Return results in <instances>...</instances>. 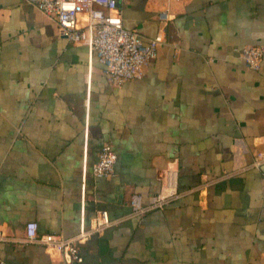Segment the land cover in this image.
I'll use <instances>...</instances> for the list:
<instances>
[{
    "label": "crops",
    "instance_id": "0c3cea01",
    "mask_svg": "<svg viewBox=\"0 0 264 264\" xmlns=\"http://www.w3.org/2000/svg\"><path fill=\"white\" fill-rule=\"evenodd\" d=\"M144 39L162 26L156 58L119 86L84 41L28 0H0V229L76 235L106 210L111 225L80 243L72 264H264V0H122ZM114 173L92 166L103 142ZM181 195L136 214L168 165ZM206 185L199 186L200 181ZM0 264H61L39 243L0 240Z\"/></svg>",
    "mask_w": 264,
    "mask_h": 264
},
{
    "label": "built area",
    "instance_id": "2783aa9c",
    "mask_svg": "<svg viewBox=\"0 0 264 264\" xmlns=\"http://www.w3.org/2000/svg\"><path fill=\"white\" fill-rule=\"evenodd\" d=\"M47 16L53 18L60 32L72 41H84L94 51L103 65L108 82L119 86L129 79L140 77L157 56L158 46L164 35L166 22L171 19L167 11L158 14L162 26L156 35L144 39L136 28L123 24L118 3L122 0H28ZM235 53L252 68L259 69L264 58V43H248L234 47ZM117 153L113 145L103 142L97 160L92 166L96 177H108L114 173ZM253 165L264 164V150L255 153ZM160 189L152 194L144 205L138 197L133 199V210L143 214L150 209L161 208L178 198V170L171 164L160 175ZM200 181L199 186L206 185ZM106 210H101L91 218L89 228L82 226L76 235L65 237L52 232H39L35 220L25 224L24 235L15 237L0 229V240L22 245L39 243L46 249L59 254L61 264H72L83 260L80 243L93 232H98L112 224Z\"/></svg>",
    "mask_w": 264,
    "mask_h": 264
}]
</instances>
